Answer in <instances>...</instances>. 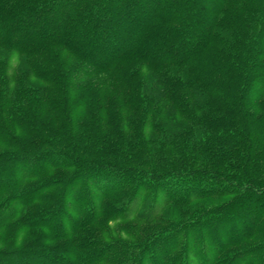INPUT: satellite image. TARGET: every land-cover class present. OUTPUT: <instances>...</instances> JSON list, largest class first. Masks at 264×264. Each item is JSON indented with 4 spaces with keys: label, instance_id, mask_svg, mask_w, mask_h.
<instances>
[{
    "label": "trees",
    "instance_id": "trees-1",
    "mask_svg": "<svg viewBox=\"0 0 264 264\" xmlns=\"http://www.w3.org/2000/svg\"><path fill=\"white\" fill-rule=\"evenodd\" d=\"M0 51L18 53L25 63L22 73L0 76V113L8 115L16 107L44 109L56 101L53 94L67 98L79 91L80 104L87 107L97 88L106 91L124 85L118 95L141 119L138 137L133 142L129 137L126 143L128 154L120 151L110 162H94L81 147L77 151L76 139L85 133L92 137L94 130L82 117L80 135L71 126H60L49 132V138H42L40 149L27 154L1 144L0 166L9 169H0V234L4 230L15 235L18 229L53 234L46 215L68 209L86 211L72 229L124 220L125 212L120 216L113 208L128 210L143 188L161 194L165 207L227 197L203 217L197 213L181 227L155 231L133 255L120 248L104 249L99 240L89 239L80 248L86 255L74 258V250L71 254L65 242L50 247L44 236L37 247L16 248V237L7 236L10 242H0V264H117L126 257L137 264H191L189 257L200 260L194 264H221L222 253L258 232L264 218L260 203L264 199V0H0ZM170 68L185 72L183 84ZM145 73L153 76L159 96L142 91ZM25 75L33 76L34 82ZM13 82L18 87L11 93L7 89ZM164 113L183 125L160 126L156 117L162 124ZM107 115L100 118L108 121L104 126L118 121L119 117L106 119ZM156 127V142L165 146L149 145L150 138L142 136L145 128ZM6 128L4 123L0 133ZM32 159L48 160V169L71 165L79 171L73 179L80 173L93 174L80 194L66 196L64 189L52 199L44 194L48 207L18 218L5 211L11 202L40 201L36 192L19 190ZM98 171L104 179L94 175ZM121 187H127V199L104 203ZM40 191H49L48 186ZM149 219L154 220L153 214L143 221ZM194 222L199 228L192 226ZM155 241L157 250H151ZM262 244L258 264H264V238ZM208 246L216 250L215 256ZM223 256L224 264H245L252 257Z\"/></svg>",
    "mask_w": 264,
    "mask_h": 264
},
{
    "label": "rangeland",
    "instance_id": "rangeland-1",
    "mask_svg": "<svg viewBox=\"0 0 264 264\" xmlns=\"http://www.w3.org/2000/svg\"><path fill=\"white\" fill-rule=\"evenodd\" d=\"M71 60L75 62L76 59L71 58ZM132 62L133 61H130L122 65V69H125L127 65ZM24 69V59H22L18 53H5L0 51V76L2 78H4V76L8 78L15 74L17 75L18 73H22ZM142 71L144 72L145 70L142 68ZM170 71L172 76L181 77L179 84H183L182 81L185 80L184 78L186 77L185 72L179 68H170ZM168 74H170V72H168ZM25 76L27 77L28 82L29 78L32 83L34 82L35 78L33 76ZM152 78L153 76L150 74L145 73V75H143L145 83L144 86H142V91H146L147 93H145V95L147 96H159V94H161L160 88L157 87V84L152 81ZM17 87L18 84L13 82L11 85H9L7 90L13 93ZM124 87V85L119 87L109 86L108 90L106 91L100 89V87L97 88L96 90L98 92L93 93L94 97L91 98L92 100L87 101V103L89 102L90 104H88L87 107L81 106L80 93L82 91H79L68 93L67 98L63 97L59 93L57 95L53 94L51 98L54 97V100L56 101L49 102V106H46L44 109L37 110L38 108H32L31 110H26L24 108L17 109L16 107V109L12 108V111L8 112V115H5V112L2 111V113H0V128H2L4 123L7 125V128L2 129V132L0 133V150L3 149L1 144H10L12 150L21 152L22 154H27V152L33 150H38L42 147L40 144V141L43 140L42 138H49V132L57 131L60 126H65L67 128L71 126V129L73 128V130H79L78 135H80V117H82L81 119L84 118L89 124H93L94 130L92 132V137L85 133L84 138H81L80 136V138L76 139V141L74 140L77 142V151H80L81 147L82 150L85 151L84 155L94 162L113 161L111 159L117 158L118 154H120V151L122 152V155L128 154V151L126 150V143L129 142V137L133 138L132 142L136 140V137H138L137 128L140 125L141 119L138 117L139 114L135 116L132 111L127 108L124 98L120 94L118 95L120 90H123ZM92 104L97 106L96 112L94 105L92 106ZM105 114H108L106 119L112 117V115L119 117L117 119L118 121L114 124L109 123L108 125L104 126L108 121L100 118ZM161 115L162 124L159 122L161 119L159 118L158 121L156 117V120L160 126L171 128L173 124L183 125L174 117L173 119L168 118L167 113ZM7 116L11 117V121H6L5 117ZM143 134H146L148 136L147 138H150L149 145L165 146V144H163L161 141V143L156 142L158 137L156 136L158 134L157 127L154 129V131L151 128H145L144 132H142V136ZM65 141L72 143L74 142L70 139H66ZM102 143H110V145L111 143L113 144L110 148H108L103 146ZM115 161L118 160L115 159ZM257 162L261 164L262 160H257ZM29 163L30 164L26 166L29 168L28 172L22 181L23 183H20L22 187H20L19 190L30 193L36 192V196L37 198H40V201L29 205H24L19 201L11 202L7 206L8 208L6 207L5 211L9 212L8 214H11L12 212L16 213L18 218H21L23 215L28 217L36 215V212L38 210L40 211L41 209L42 212L46 207H48V203L44 202V199H47L49 196H51L52 199L61 189L65 190L66 196L80 194V191H82V187L87 182V179L89 180L90 174H93V172H87L86 174L80 173L79 177L73 179V174L74 176H78L77 174L79 171H74L75 169L71 165L68 167H55L48 169L49 161L46 159H32L29 161ZM0 169L7 170L9 167L6 168L0 166ZM81 169L82 171H85V166H83ZM15 172H18L17 166H15ZM15 172L12 178L16 176ZM99 172L101 171H98L97 174L94 175L99 179H104L102 178L104 176L99 175ZM105 176L107 178L109 175L105 174ZM52 183L54 184L53 186L50 185ZM47 186L49 191H40L42 188ZM126 188L127 187H121L120 189L114 191L109 196L110 198L106 199L104 203L108 202L113 204L116 202L119 204L121 201L127 199L128 192ZM140 190L138 191L137 197L132 202H130L128 210L123 211V209L119 206H115L113 208V212L120 216L125 212L126 219L124 220H122L119 216V220H104L100 226L91 225L84 228L78 226L76 229H72L74 223H77L83 219V215L86 211L82 210V212H78V210L68 209L67 211L64 210L61 213L53 212L52 215L51 213L46 215L50 222V228L54 230L53 234H49L44 229H33L29 232L18 229L19 231L15 235L13 233L9 235L3 230L0 234V242L7 243L10 240L6 239L7 236H10L11 239H14L13 237L15 236L17 239L15 240V243L17 244L16 248H23L27 245L33 248L41 245L46 237V243H49L50 247L55 245L59 246L65 242L63 246H67L68 249H71V254L74 250L75 254H72V256L75 258L86 255V252L80 253V248L87 242V240L94 239L103 243L104 247H102L104 249L109 248L108 250H117L120 248L127 250L131 253L130 255H133L139 251V245L143 239L155 231L161 228H167V226L170 225L181 227V223L190 219L194 214L199 213V215L202 214L203 217L209 212L208 210L210 208L214 207V205L224 203L227 200V197L216 198L214 200L202 199L198 201H192L187 205L172 204L166 205L165 207V205L162 204L163 197L161 194L155 195V191H153L152 188L148 190H144L143 188ZM44 194H47L48 197L44 198ZM2 196L3 195H0V198H2ZM260 203L264 205V199ZM151 204L153 209L150 208ZM152 214L154 216V220L149 219L143 221L148 219ZM136 218H140L141 221H137ZM70 219L73 222L71 224L69 222ZM208 219L210 220V218ZM193 221L194 220L191 222ZM229 222L231 223L232 220L227 221V224ZM192 226L199 228V223L194 222L192 223ZM257 228L258 232L251 239L243 240L238 243V245L229 248V252L222 253L219 256V258L223 257L221 264H224L225 262V257L223 256L224 254L225 256H230L232 254L234 256L237 255L238 257L251 255L252 257H247L245 259V264H258L256 255L259 254L263 249L262 240L264 238V218H262L261 224ZM67 234H70V236L68 237ZM58 235H65V237H62L59 239V241H57L55 236ZM259 242L261 244H259ZM152 244L153 245H151L150 249L152 250L155 248V250H157L156 247L158 246V241H155V243ZM255 244H257V248L250 250ZM208 250L210 251L211 255L215 256L216 250H214L213 247L208 246ZM216 256L218 258L217 254ZM147 258L148 256L145 257L144 260L146 261ZM153 259L158 260V254H153ZM188 260L191 262V264H194L197 259L194 261L193 258L189 257ZM197 261L200 262L199 259ZM116 263L137 264L135 261H130L127 259V257L118 259Z\"/></svg>",
    "mask_w": 264,
    "mask_h": 264
}]
</instances>
